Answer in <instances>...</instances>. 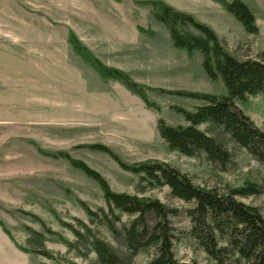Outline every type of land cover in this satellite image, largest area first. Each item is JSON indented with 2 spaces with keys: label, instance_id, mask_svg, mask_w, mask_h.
Masks as SVG:
<instances>
[{
  "label": "rangeland",
  "instance_id": "374dc122",
  "mask_svg": "<svg viewBox=\"0 0 264 264\" xmlns=\"http://www.w3.org/2000/svg\"><path fill=\"white\" fill-rule=\"evenodd\" d=\"M149 0H0V264H96L78 255L73 234L82 222L112 244L105 228L91 224L83 206L105 209L96 182L73 168L61 154L82 161L115 193L159 200L180 211L171 219L172 253L181 263L214 264L189 237L183 211L189 204L171 197L167 187L150 188L121 170L106 147L127 165L159 161L204 188L263 185L264 165L218 134L230 154L222 169L203 154L186 157L171 151L158 135L159 118L186 127L180 108L193 112L200 102L171 92L226 95L192 56L172 46L167 29L155 21ZM191 15L209 27L223 48L240 61L264 59V0H240L253 13L258 33L248 34L215 0H151ZM231 1V0H228ZM73 36L104 66L145 86L151 107L114 80H103L68 43ZM237 107L264 131V97H248ZM201 131L209 132L206 125ZM240 202L259 209L261 195ZM123 222L128 219L123 217ZM46 250L49 260L31 250ZM153 250L128 264H147Z\"/></svg>",
  "mask_w": 264,
  "mask_h": 264
},
{
  "label": "trees",
  "instance_id": "16d2710c",
  "mask_svg": "<svg viewBox=\"0 0 264 264\" xmlns=\"http://www.w3.org/2000/svg\"><path fill=\"white\" fill-rule=\"evenodd\" d=\"M215 1L245 32L252 35L258 33L253 13L242 1ZM141 3L153 9V19L167 29L172 46L189 56L199 53L206 76L211 81L219 79L226 91L223 96L171 92L198 101L201 105L193 112L175 109L187 123L186 127H171L159 118L156 129L160 138L171 151L186 157L203 154L209 162L224 169L230 162V154L218 137L221 133L264 165V131L236 105L248 97H264V59L240 61L223 48L209 27L191 15L179 12L161 1ZM68 43L101 79L119 82L146 106H152L147 100L148 89L145 86L92 58L75 37L71 36ZM201 125H206L216 135L201 131ZM87 148L108 154L121 170L138 176L148 187H167L171 197L189 204L191 207L183 211L190 223L189 237L214 264H264V217L258 208L239 201L241 198L261 195L264 178L262 186L245 182L241 187L219 191L194 185L187 175L163 162L144 161L127 165L104 146L92 145ZM60 157L98 184L105 209L91 211L85 206L83 208L90 223L105 228L112 240V244L104 241L97 232L79 221L77 228L63 224L76 239L75 244L64 242L67 247L74 245L78 255L84 259L92 253L96 264H128L138 254L149 250H153L154 254L147 264H198L181 263L173 256L175 230L171 219L180 215L179 210L168 208L156 199L115 193L97 172L82 161L71 159L65 154ZM123 217L128 219L127 223L122 221ZM31 251L53 259L46 250Z\"/></svg>",
  "mask_w": 264,
  "mask_h": 264
}]
</instances>
